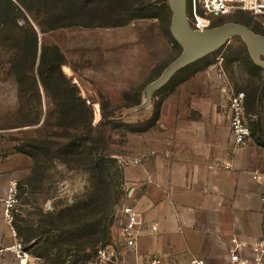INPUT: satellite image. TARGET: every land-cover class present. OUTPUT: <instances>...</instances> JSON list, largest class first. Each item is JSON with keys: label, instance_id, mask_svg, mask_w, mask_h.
<instances>
[{"label": "rangeland", "instance_id": "374dc122", "mask_svg": "<svg viewBox=\"0 0 264 264\" xmlns=\"http://www.w3.org/2000/svg\"><path fill=\"white\" fill-rule=\"evenodd\" d=\"M131 1L117 0L114 11L108 2H90L87 8L91 10L87 11L94 10L96 16L76 17L71 20L76 25L49 33L38 32L43 42L57 44L65 54L66 64L62 70L79 87L80 95L92 109L91 131L57 127L54 124L55 116L51 124L46 126H42L43 120L37 124L25 123L36 118L35 104L29 105L26 110L29 119L18 114L16 82L8 73L7 61L23 40L22 33H15L13 18L17 17L19 24H24L26 20L32 23L35 14L31 15L20 7L19 11L11 10L10 14L2 13L0 17V164L4 170L1 172L2 179L9 182L15 180L22 186L21 203L14 224L16 231L17 227H21V231L29 236L33 230H40L38 224L44 225L42 221L46 213L64 210L63 215L67 217L68 206L91 198L95 182L99 179V167L92 161L96 153L108 159L104 165L106 186L103 195H107L110 205L116 197L118 199V195L119 199L115 202H122L117 208L115 202L113 209L110 206L103 220L105 228L103 235L101 233V243L95 250L91 249L94 248V242L88 241L91 231L88 233V228L79 227L76 229L79 245L68 250L64 244V247H60L63 254L56 260L58 262L51 260L56 257H47L42 260V264H71L73 261L74 264H107L98 259L100 248L113 249L124 261L120 264H134L131 249L119 242L122 225L120 208L126 203L129 192L123 166L136 157L135 148L145 141L143 136L146 130L142 129L148 127V105L155 104L148 101L149 84L158 79L181 55L183 47L170 30L172 10L168 0H142L139 18H136L138 8L135 9V4L129 5ZM196 2L198 11H201L200 0ZM3 6L5 11L10 9L7 5ZM191 13L192 0H186L187 20L194 29ZM248 16H223L214 19L211 27L226 22H240L264 34V15L256 18L251 16L254 19ZM124 21L128 23L114 26ZM35 28L38 29L37 25ZM208 62L214 64L210 69H204ZM258 74L259 65L253 63L241 37L236 35L221 47L176 71L164 84L151 89L150 94L217 92L218 82L225 86L226 91H245L244 80ZM41 109L44 114L51 109L44 92ZM76 136L81 138L82 156H71L65 152L69 146L78 144ZM93 139L97 140L95 144L98 145L91 150ZM34 142L43 145L44 152L48 150L44 156L36 155V165L33 163L36 151L31 147ZM89 151L91 157L88 156ZM34 165L39 167L40 172L35 178L32 176ZM31 179L32 183H29ZM85 219L87 222L90 220L89 216H85ZM30 226L33 229L31 232ZM67 234L64 236L65 241L69 239ZM43 251L46 253V250ZM62 259L65 261L62 262Z\"/></svg>", "mask_w": 264, "mask_h": 264}, {"label": "crops", "instance_id": "0c3cea01", "mask_svg": "<svg viewBox=\"0 0 264 264\" xmlns=\"http://www.w3.org/2000/svg\"><path fill=\"white\" fill-rule=\"evenodd\" d=\"M250 57L259 65V74L244 80L245 111L253 127L241 148L234 147L229 125V95L236 90L226 91L218 82L217 92L150 94L148 101L155 104L148 105L145 141L134 151L140 161L129 160L123 166L129 190L126 204L140 216L134 263L149 256L166 264H187L193 258L231 264L235 254L251 258L264 219L263 187L251 176L254 170L264 171V56ZM152 109H157L154 117ZM2 167L0 264H42L43 243L26 236L21 227L16 231L19 236H13L4 220L9 181L2 179ZM20 238L26 259L10 248Z\"/></svg>", "mask_w": 264, "mask_h": 264}, {"label": "trees", "instance_id": "16d2710c", "mask_svg": "<svg viewBox=\"0 0 264 264\" xmlns=\"http://www.w3.org/2000/svg\"><path fill=\"white\" fill-rule=\"evenodd\" d=\"M94 1H97V3L103 1L108 2V4L110 3L112 11L115 10L114 7H117V0H16V2L13 0H0V17L3 15L2 13L10 14L11 10L19 11L20 7H23V9L31 15L35 14V17L32 18V23L26 20L24 24H19L17 22V17L13 18V27L14 30H16L15 33H22L23 40L21 44H18L17 50L14 52L12 58L7 61L9 64L8 73L16 82L19 101L18 114L29 119V114L26 110L29 105L35 104L36 118L34 121L30 120L25 123L37 124L43 120L42 126H46L51 124V119L55 116L54 124L57 127H66L67 129L73 128L76 131L92 130V109L87 104L86 99L80 95L79 87L73 84L62 70V66L66 64L65 54L57 44L43 42V39L39 38L38 31L41 33H49L65 26H71L72 24L76 25L74 22H71V20L76 17L86 18L96 16L94 10H92V12L87 11V9H89L87 8L88 4ZM141 1L142 0H133L129 2L130 6H134L135 4V9L138 8V16L136 15V18H139L140 8L143 7ZM3 5L9 6L10 9L5 11ZM234 14L248 16L245 12H237ZM141 17L143 16L141 15ZM248 17L249 19H254L251 16ZM66 20L67 22H63ZM126 23H128V21L118 23L114 26H120ZM241 24L249 27V25L245 23ZM36 25L39 30L35 28ZM249 28L253 30L251 27ZM253 31L258 33L255 30ZM43 92L45 98H47L51 104V109L45 114L41 109ZM156 114L157 109L153 111V117L156 116ZM76 140L78 144L69 146L65 149V152L69 153L71 156L81 155L83 153L82 145H80V136H78ZM36 142L31 145L36 151L33 161L35 165L38 164L36 155L44 156L45 153L48 152V150L44 152V146H40L37 144L38 142ZM92 143L93 144L90 146L91 150L98 145L95 144L97 140L93 139ZM89 153L88 156L91 157V152L89 151ZM92 159V161H95L94 164L96 163L99 167L97 172L99 179L95 182L96 184L91 198L84 201H77L71 206H68L67 217L63 215L64 210L57 213H46L47 216H45V219L42 221L45 222L44 225L38 224V226L40 225V230L34 232L30 229L32 233L28 237H35L37 241L41 240L43 246L41 245L39 249H41L45 255V259L47 257L48 259H50L49 257H56L52 258V261L60 259L63 254L60 251V247H64V244L67 246L66 249L68 250L70 247L75 246L74 248H76V245H79V240L76 238V229H80L79 227L82 228L85 226L89 229L88 231L86 230L88 233L91 231L88 236V241L94 242V248L91 249L95 250L97 245L101 243V233L103 235V230L105 228H103V220L107 217L110 206H112V209L114 208V202L119 199V195L118 199L116 197V199L112 201V205L108 204L107 195H103L102 193L106 186L104 165L107 164L108 159H105L99 153L92 156ZM35 165L32 172L33 177H37L40 173L38 170L39 167H35ZM28 182L32 183V179ZM21 187L22 186L19 185V191L20 189L22 190ZM121 203L120 201L115 202L116 208ZM85 216H89L90 220H88V222ZM82 220H84V222H82ZM62 229H64L65 233H68L67 236L69 239H67V241H65V233ZM43 250H46V253ZM64 261L65 259H62V262ZM71 264H74V261ZM107 264L114 263L107 262Z\"/></svg>", "mask_w": 264, "mask_h": 264}, {"label": "built area", "instance_id": "2783aa9c", "mask_svg": "<svg viewBox=\"0 0 264 264\" xmlns=\"http://www.w3.org/2000/svg\"><path fill=\"white\" fill-rule=\"evenodd\" d=\"M196 0H192L191 21L195 30H205L211 27L214 19L245 12L254 18L264 15V0H200L201 11H198ZM246 93L244 90L232 91L229 95V125L235 148H241L251 136V127L246 115ZM139 158L130 160L133 164H138ZM252 179L263 187L262 212L264 215V171L254 170L251 173ZM19 185L15 180H11L6 187V194L3 200L4 220L10 226L13 236L17 237L14 227L16 215L20 206ZM121 211V228L119 232V242L131 249L135 254L137 241L139 238L140 216L139 212L130 204H124ZM15 253L26 259L28 252L25 250L21 240L10 247ZM251 258H241L235 254L231 258V264H264V219L263 233L256 239L251 252ZM98 259L101 262H112L114 264L123 263L122 257L113 249L100 248ZM134 264H166L160 257H139ZM187 264H206L203 258H193Z\"/></svg>", "mask_w": 264, "mask_h": 264}, {"label": "water", "instance_id": "95a60500", "mask_svg": "<svg viewBox=\"0 0 264 264\" xmlns=\"http://www.w3.org/2000/svg\"><path fill=\"white\" fill-rule=\"evenodd\" d=\"M172 10L170 30L175 40L183 47L181 55L172 62L164 73L147 88L148 100L154 87L164 84L179 69L214 51L233 36H240L247 45L252 58L264 56V36L238 22H226L205 30H195L186 16V0H168Z\"/></svg>", "mask_w": 264, "mask_h": 264}, {"label": "bare ground", "instance_id": "6f19581e", "mask_svg": "<svg viewBox=\"0 0 264 264\" xmlns=\"http://www.w3.org/2000/svg\"><path fill=\"white\" fill-rule=\"evenodd\" d=\"M97 107V106H96ZM99 115V111H98V108H97V110H96V116H98Z\"/></svg>", "mask_w": 264, "mask_h": 264}]
</instances>
